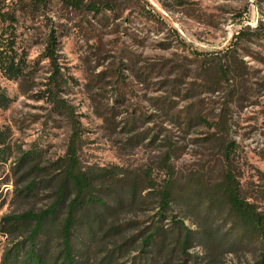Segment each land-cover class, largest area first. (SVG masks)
I'll return each instance as SVG.
<instances>
[{"label":"rangeland","instance_id":"374dc122","mask_svg":"<svg viewBox=\"0 0 264 264\" xmlns=\"http://www.w3.org/2000/svg\"><path fill=\"white\" fill-rule=\"evenodd\" d=\"M28 1L0 0L2 13H15L0 25V40L12 39L7 52L26 64L18 79L0 69V91L9 99L0 107V149H7L0 158V260L12 240L2 232L3 218L52 203L53 185L41 183L37 197L19 192L31 181L50 179L28 173L66 156L73 126L84 170H110L124 184L159 190L170 175L181 190L198 181L213 189L230 172L242 197L264 215V0H138V6L122 3L102 19L66 10L55 0L32 14L23 9ZM50 29L63 77L56 89L50 80L54 68L44 56ZM215 58L235 62L238 75L225 81L213 70ZM51 89L54 99L48 97ZM55 100L64 102L75 123ZM189 108L206 123L187 127L178 120ZM221 114H227L226 126ZM230 144L235 148L226 161L224 147ZM26 154L34 161L18 168ZM154 190L126 200L116 222L127 225L128 234L158 221V200L149 195ZM103 199L116 207L112 197ZM174 214L173 220H182L185 208L175 207ZM168 218L166 213L160 225L168 228ZM185 224L198 230L189 219ZM213 225L228 233L217 255L194 244L172 264L256 263L258 238L239 242L227 221Z\"/></svg>","mask_w":264,"mask_h":264},{"label":"trees","instance_id":"16d2710c","mask_svg":"<svg viewBox=\"0 0 264 264\" xmlns=\"http://www.w3.org/2000/svg\"><path fill=\"white\" fill-rule=\"evenodd\" d=\"M52 1L30 0L23 4V9L36 14ZM55 3L61 4L66 10L86 12L102 19L105 13H116L122 3L136 7L139 1L55 0ZM14 15L12 12L2 13L0 9V25L13 21ZM50 32L44 56L51 60L54 68L50 80L56 89L63 82V77L55 62L57 43L54 30L50 29ZM10 36H13L11 32ZM14 43L10 38L7 43L0 40V47L5 49V52H0V69L10 78L18 79L24 76L26 64L22 58L17 62L16 54L7 52L12 51ZM211 61H216L212 65L213 70L225 81L238 75L235 62L222 64L220 58ZM55 96V92L49 90L48 97L54 99ZM54 103L62 114L74 119L64 102L55 100ZM8 104L9 99L0 91V107H7ZM220 117V121L225 123L222 122L223 126H226L227 114H221ZM177 119L184 121L187 127L206 123L191 108ZM73 128L66 156L50 167L33 166L28 173L36 176L44 174L50 179L31 181L19 192L24 197H37L36 192L42 189L41 183L44 182L45 187H54L52 203L46 209L3 218L2 232L12 240L4 250L0 264H172L175 259H179L177 253L187 255L194 244L214 257L221 251V240L228 234L221 235L214 228L216 220L227 221L231 230L229 233H237L239 242L252 236L258 238L262 250L255 264H264V215L242 197L239 183L230 172L225 173L222 182L213 189H205L203 183L198 181L194 186H186L185 190H181L175 186L172 175L160 190L152 184L141 189L136 181L124 184L125 180H117L110 170H84L77 156L81 139L79 130L76 126ZM3 136L0 132V147L5 144ZM234 148L232 144L224 147L226 161ZM6 150L0 149V158ZM32 161L33 156L23 155L17 167ZM51 170L56 171V176L52 175ZM109 182H114V189L103 186ZM148 189H155L154 194L149 195L158 200V221L139 233L128 234L127 225H119L116 217L127 205L126 200L132 203L141 192L139 190L145 193ZM103 195L112 197L116 207L108 206ZM175 207L185 208V218L173 220L176 218ZM166 213L170 220L168 228L160 225ZM185 219L191 220L198 230L186 226ZM134 253L137 255L133 256Z\"/></svg>","mask_w":264,"mask_h":264}]
</instances>
